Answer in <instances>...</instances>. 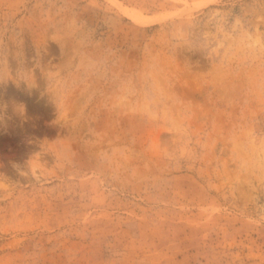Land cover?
I'll use <instances>...</instances> for the list:
<instances>
[{
  "label": "rangeland",
  "instance_id": "rangeland-1",
  "mask_svg": "<svg viewBox=\"0 0 264 264\" xmlns=\"http://www.w3.org/2000/svg\"><path fill=\"white\" fill-rule=\"evenodd\" d=\"M0 117V264H264V0H0Z\"/></svg>",
  "mask_w": 264,
  "mask_h": 264
},
{
  "label": "clouds",
  "instance_id": "clouds-1",
  "mask_svg": "<svg viewBox=\"0 0 264 264\" xmlns=\"http://www.w3.org/2000/svg\"><path fill=\"white\" fill-rule=\"evenodd\" d=\"M52 36H56V39H53V40H56L57 42H60V43H65V42H72V45H73V48H77L80 44V41L77 37H75V35L73 33H67V32H64V31H60V30H57L55 31L54 33L51 34V37ZM50 37V38H51ZM52 39V38H51ZM71 64V60H69L67 62V64L65 65V67H68L69 65ZM50 72V71H49ZM47 72V78L49 80V76H48V73ZM52 72H57V71H52ZM60 76H61V71H58ZM25 75H28L30 77L31 76V73L29 72H21L20 73V78L24 79V76ZM25 80V79H24ZM28 81V80H27ZM50 91V90H49ZM53 96H54V99H55V102L56 104L58 103V98H57V95L53 92V91H50ZM114 107L118 106V105H113ZM18 112L22 113L23 112V106L22 105H18L17 106V109H16ZM3 118L0 117V120H2Z\"/></svg>",
  "mask_w": 264,
  "mask_h": 264
}]
</instances>
